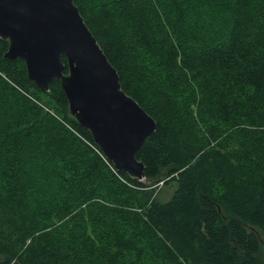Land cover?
<instances>
[{"label": "trees", "instance_id": "obj_1", "mask_svg": "<svg viewBox=\"0 0 264 264\" xmlns=\"http://www.w3.org/2000/svg\"><path fill=\"white\" fill-rule=\"evenodd\" d=\"M74 2L157 123L144 178L0 39V264H264V0Z\"/></svg>", "mask_w": 264, "mask_h": 264}, {"label": "water", "instance_id": "obj_2", "mask_svg": "<svg viewBox=\"0 0 264 264\" xmlns=\"http://www.w3.org/2000/svg\"><path fill=\"white\" fill-rule=\"evenodd\" d=\"M0 39L9 41L5 56L23 59L40 89L60 79L71 114L105 156L118 170L144 178L136 153L157 123L123 89L74 0H0Z\"/></svg>", "mask_w": 264, "mask_h": 264}, {"label": "rangeland", "instance_id": "obj_3", "mask_svg": "<svg viewBox=\"0 0 264 264\" xmlns=\"http://www.w3.org/2000/svg\"><path fill=\"white\" fill-rule=\"evenodd\" d=\"M154 187L157 190L158 199L161 201H166L172 196L175 190L176 184L175 183L165 184L164 182H159ZM146 263L154 264L153 259L151 260L150 257L146 259Z\"/></svg>", "mask_w": 264, "mask_h": 264}]
</instances>
